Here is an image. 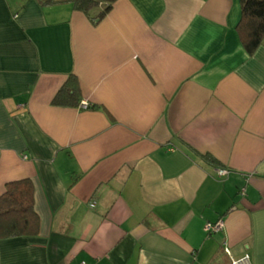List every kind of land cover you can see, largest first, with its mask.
Masks as SVG:
<instances>
[{"label":"crops","instance_id":"0c3cea01","mask_svg":"<svg viewBox=\"0 0 264 264\" xmlns=\"http://www.w3.org/2000/svg\"><path fill=\"white\" fill-rule=\"evenodd\" d=\"M53 1L0 0V194L30 178L40 221L0 264H264V41L245 51L241 0H116L95 23ZM70 75L77 103L52 104Z\"/></svg>","mask_w":264,"mask_h":264},{"label":"trees","instance_id":"16d2710c","mask_svg":"<svg viewBox=\"0 0 264 264\" xmlns=\"http://www.w3.org/2000/svg\"><path fill=\"white\" fill-rule=\"evenodd\" d=\"M41 4L53 0H38ZM73 8L87 15L94 23L101 20L110 10L116 0H69ZM241 15L237 31L241 43L248 54L264 41V0H241ZM100 7L95 13L92 10ZM79 87L74 76L55 93L52 104L77 103ZM39 215L34 207V188L30 178H20L5 184L0 194V239L33 236L39 232ZM214 261L211 260L210 264ZM230 263L232 264L231 260Z\"/></svg>","mask_w":264,"mask_h":264},{"label":"built area","instance_id":"2783aa9c","mask_svg":"<svg viewBox=\"0 0 264 264\" xmlns=\"http://www.w3.org/2000/svg\"><path fill=\"white\" fill-rule=\"evenodd\" d=\"M89 103L86 100H81L79 103V108H83V109H87L89 107ZM226 171L224 169H219L218 173L222 174L225 173ZM93 205V204H91ZM221 225V221H217L215 223H208L205 227V230L207 231H212L215 230L217 228H219ZM224 252L230 257V260L232 262V264H250L249 261V255L248 253H244L242 256L240 257H233L230 253V250L228 247L224 246L223 247ZM81 264H84V262H82Z\"/></svg>","mask_w":264,"mask_h":264}]
</instances>
